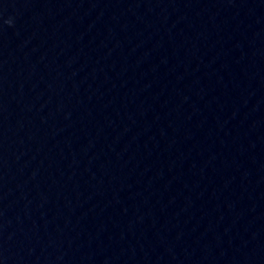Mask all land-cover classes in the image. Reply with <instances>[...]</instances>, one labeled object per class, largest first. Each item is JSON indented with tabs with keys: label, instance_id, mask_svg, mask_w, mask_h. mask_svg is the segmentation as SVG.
<instances>
[{
	"label": "water",
	"instance_id": "95a60500",
	"mask_svg": "<svg viewBox=\"0 0 264 264\" xmlns=\"http://www.w3.org/2000/svg\"><path fill=\"white\" fill-rule=\"evenodd\" d=\"M0 264H264V0H0Z\"/></svg>",
	"mask_w": 264,
	"mask_h": 264
},
{
	"label": "clouds",
	"instance_id": "9594fccd",
	"mask_svg": "<svg viewBox=\"0 0 264 264\" xmlns=\"http://www.w3.org/2000/svg\"><path fill=\"white\" fill-rule=\"evenodd\" d=\"M9 23H11V22L9 21Z\"/></svg>",
	"mask_w": 264,
	"mask_h": 264
}]
</instances>
